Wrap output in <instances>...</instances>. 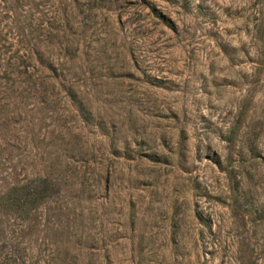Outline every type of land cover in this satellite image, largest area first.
Wrapping results in <instances>:
<instances>
[{"label":"rangeland","instance_id":"1","mask_svg":"<svg viewBox=\"0 0 264 264\" xmlns=\"http://www.w3.org/2000/svg\"><path fill=\"white\" fill-rule=\"evenodd\" d=\"M0 264H264V0H0Z\"/></svg>","mask_w":264,"mask_h":264},{"label":"trees","instance_id":"2","mask_svg":"<svg viewBox=\"0 0 264 264\" xmlns=\"http://www.w3.org/2000/svg\"><path fill=\"white\" fill-rule=\"evenodd\" d=\"M57 190L51 180L36 177L26 181L25 184L12 187L3 197L2 204L8 210L27 216Z\"/></svg>","mask_w":264,"mask_h":264}]
</instances>
